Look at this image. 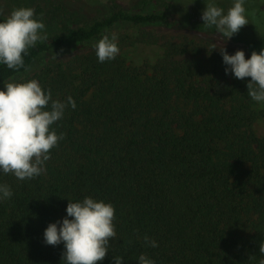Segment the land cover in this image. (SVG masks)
<instances>
[{
	"label": "trees",
	"instance_id": "trees-1",
	"mask_svg": "<svg viewBox=\"0 0 264 264\" xmlns=\"http://www.w3.org/2000/svg\"><path fill=\"white\" fill-rule=\"evenodd\" d=\"M162 1L160 13L117 9L47 32L23 66L0 65V88L45 54L92 40L119 22L166 23L174 15L184 26L207 28L192 20L188 0ZM257 1L249 7L252 23L262 12ZM198 3L206 7L209 0ZM250 29L246 24L240 32ZM241 41L258 53L264 33ZM224 69L220 53L204 54L186 42L164 45L149 71L120 54L98 63L92 49L20 81L36 79L52 99L71 96L76 107L52 125L63 139L50 149L41 175L24 181L0 175L13 192L0 202V264H64L63 244L46 245L42 234L66 215L68 200L85 196L115 209L117 237L98 264H114L113 256L137 264L141 253L155 264H261L264 136L253 125L263 111L247 94L251 78L236 79ZM145 237L158 246H148Z\"/></svg>",
	"mask_w": 264,
	"mask_h": 264
},
{
	"label": "clouds",
	"instance_id": "clouds-1",
	"mask_svg": "<svg viewBox=\"0 0 264 264\" xmlns=\"http://www.w3.org/2000/svg\"><path fill=\"white\" fill-rule=\"evenodd\" d=\"M244 4L245 0H232L231 7L225 11L215 0H209L201 12L203 25L214 28L223 39H230L249 23ZM46 39V26L34 9L14 8L0 20V65L12 70L23 66L28 50ZM117 41V34L109 33L93 45L98 63L113 60L119 54ZM219 50L225 74L230 72L241 80L250 77L248 96L264 104V47L258 53L253 50L247 59L243 50L233 54H228L224 47ZM3 85L0 89V175L11 173L17 180H31L45 171L50 149L63 139V133L58 135L52 125L63 118L66 108L74 109L76 104L71 96L66 101L52 99L50 90L42 89L36 79L3 82ZM12 195L11 187L0 183V202ZM114 212L111 203L90 196L68 200L66 215L47 225L43 242L51 246L63 244L64 264H98L109 252L110 240L117 237ZM144 239L148 246H158L155 240ZM260 252L264 254V246ZM112 259L114 264H123L122 257ZM137 264L155 262L141 253Z\"/></svg>",
	"mask_w": 264,
	"mask_h": 264
},
{
	"label": "rangeland",
	"instance_id": "rangeland-1",
	"mask_svg": "<svg viewBox=\"0 0 264 264\" xmlns=\"http://www.w3.org/2000/svg\"><path fill=\"white\" fill-rule=\"evenodd\" d=\"M198 1L188 0L185 7L190 17H193L192 20L201 25L203 24L201 12L205 6H201ZM228 1L230 3L229 7H231L232 0ZM251 1L245 0L244 7L247 17L248 14L252 13L249 9H254ZM257 4L262 12L256 18L257 20L253 19V16L251 17V20L255 21L248 24L249 28L253 26V30L250 29V32L245 35L239 30L230 39L225 40L220 34L215 33L214 28L184 26L173 18L175 17L174 15L168 17L166 23L133 24L130 22H119L113 27L104 30L92 40L58 48L52 53L45 54L37 59L26 72L16 76L9 82H20L48 63L66 61L75 55L89 52L94 49L93 45L103 35L109 33L117 34L119 54L127 63L143 66L148 71L161 57L163 46L169 44L180 46L186 42H193L200 46L204 54L209 51L220 53L219 49L221 47H224L228 54H233L236 50H243L247 59L250 53L241 39L248 38L249 35L254 36L256 33H264V0H258ZM18 7H30L34 9L36 15L40 14V18L46 26V32L61 31L65 27L72 28L92 19L104 17L117 9L142 13H160L164 11L162 0H0V20L5 19L14 8ZM38 9L40 12H37ZM227 9L226 7L225 11ZM141 37H145V40H135L136 38L141 39ZM189 56L188 54L182 57ZM3 87L4 85L0 89H3ZM254 107L256 110L263 111L262 116L253 125L254 130L257 135L264 136V104H258L254 101Z\"/></svg>",
	"mask_w": 264,
	"mask_h": 264
}]
</instances>
